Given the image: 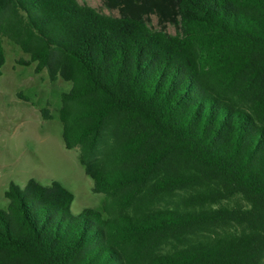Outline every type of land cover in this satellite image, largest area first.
<instances>
[{"label":"trees","instance_id":"trees-1","mask_svg":"<svg viewBox=\"0 0 264 264\" xmlns=\"http://www.w3.org/2000/svg\"><path fill=\"white\" fill-rule=\"evenodd\" d=\"M105 4L0 0V76L8 41L71 84L62 143L106 196L72 216L58 181L11 182L0 264H262L264 0Z\"/></svg>","mask_w":264,"mask_h":264},{"label":"rangeland","instance_id":"rangeland-1","mask_svg":"<svg viewBox=\"0 0 264 264\" xmlns=\"http://www.w3.org/2000/svg\"><path fill=\"white\" fill-rule=\"evenodd\" d=\"M77 1L118 16L105 0ZM150 25L159 29L155 16H150ZM166 31L172 35L177 32L172 25H167ZM4 48L6 62L0 76V209L8 206L4 193L10 183L23 189L30 179L42 185L58 181L68 189L74 197L69 209L72 216L83 209L100 208L106 196L93 192V181L78 162V148L65 149L61 139L57 110L61 95L71 84L51 82L46 70L36 74L35 64L19 65L17 61L26 58L11 42H5ZM42 108H47L53 118L43 119Z\"/></svg>","mask_w":264,"mask_h":264}]
</instances>
